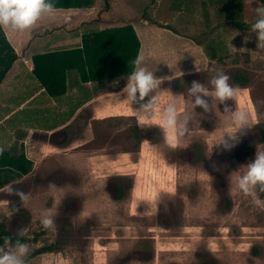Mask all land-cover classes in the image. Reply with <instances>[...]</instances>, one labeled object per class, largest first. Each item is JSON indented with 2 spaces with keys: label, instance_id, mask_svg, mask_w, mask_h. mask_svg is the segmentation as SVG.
<instances>
[{
  "label": "rangeland",
  "instance_id": "rangeland-1",
  "mask_svg": "<svg viewBox=\"0 0 264 264\" xmlns=\"http://www.w3.org/2000/svg\"><path fill=\"white\" fill-rule=\"evenodd\" d=\"M104 2L101 12L108 11ZM257 6V0H219L212 26L203 21L196 38L204 46L212 42L216 58L181 80V93L161 82L149 94L158 96L160 110L174 103L178 120L190 118L192 130L175 143L155 120L137 126L122 91L127 79L116 86L119 95L90 104L62 130L34 133L54 149L30 177L0 191V223L27 240L25 264H264V192L237 187L235 177L246 168L229 176L264 150L253 128H264V42L258 44L251 30ZM235 69L245 71L248 85L225 101L246 112L248 127L225 150L213 146L227 115L218 107L221 101L213 95L209 111L193 109L187 88L195 80L211 90L209 81L220 72L236 87ZM40 116L26 110L19 120L33 124L42 122ZM9 187L27 193L28 201ZM227 204L230 210L224 211ZM46 209L53 210L47 228L41 224ZM49 245L52 252L28 258Z\"/></svg>",
  "mask_w": 264,
  "mask_h": 264
},
{
  "label": "crops",
  "instance_id": "crops-1",
  "mask_svg": "<svg viewBox=\"0 0 264 264\" xmlns=\"http://www.w3.org/2000/svg\"><path fill=\"white\" fill-rule=\"evenodd\" d=\"M100 2L95 0L91 8L57 9L25 31L1 28L17 59L0 83V153L23 155L33 171L54 149L50 141L42 143L34 138V133L51 136L62 130L90 104L119 95L116 86L128 76L85 79L88 66H82L77 57L64 70V94L54 97L34 75L33 57L63 51L78 56L85 37L128 25L139 41L137 57L144 58L143 65L155 71V76L165 77L162 82L181 93V80L204 70L211 61L207 55L215 52L210 49L215 48L212 42L204 46L196 38L203 21L207 28L212 26L219 0H108L107 12H101ZM81 56L85 61L84 53ZM109 72L105 71L104 76ZM175 80H180L179 91L173 89ZM26 110L42 114V122L27 124L19 120ZM31 174L30 170L18 180Z\"/></svg>",
  "mask_w": 264,
  "mask_h": 264
},
{
  "label": "clouds",
  "instance_id": "clouds-1",
  "mask_svg": "<svg viewBox=\"0 0 264 264\" xmlns=\"http://www.w3.org/2000/svg\"><path fill=\"white\" fill-rule=\"evenodd\" d=\"M257 4L256 19L251 24V30L255 33L259 44L264 42V2L257 0ZM56 11L52 0H0V28L25 31L35 25L43 15L51 16ZM244 39L248 40L247 36ZM143 59L138 56L133 61V71L128 74L127 83L122 89L126 93L124 99L128 104L127 112L135 118L138 127L155 120L165 129L168 141L175 143L178 137L184 136L186 132L192 130L188 126L190 118L185 116L183 121L178 120L177 108L174 103H169L163 110L159 109L158 96L149 94L160 89L162 79L165 77L155 76V71L149 70L143 65ZM228 80L229 77L226 74L218 73L209 81L211 90L201 82L192 81L187 88V93L192 98L193 109L200 107L205 112L209 111L213 95L221 102L235 97L239 89L231 85ZM145 97H148L146 101ZM137 103L139 107L134 108L133 104ZM194 122L198 123V121ZM247 127L248 116L243 109L230 111L222 122L221 135L213 146L220 145L225 150H229L234 146V142L238 141L237 133ZM226 135L227 139H225ZM241 168H246V171L235 177L236 185L240 190L247 192L251 186L257 184L264 186V150H257L247 164L231 172L229 176L239 173ZM8 191L9 193L15 192L22 202L29 199V195L23 191L10 187ZM52 214V209L45 210L41 219V224L45 228L53 224ZM24 231L21 229L19 235H23ZM4 245L6 246H0V264H25V257L29 252L27 243L19 239L11 243L8 237H4Z\"/></svg>",
  "mask_w": 264,
  "mask_h": 264
},
{
  "label": "trees",
  "instance_id": "trees-1",
  "mask_svg": "<svg viewBox=\"0 0 264 264\" xmlns=\"http://www.w3.org/2000/svg\"><path fill=\"white\" fill-rule=\"evenodd\" d=\"M107 1L104 2L103 11L108 10ZM52 2L56 9H81L93 7L95 0H52ZM232 25L239 30L243 29L241 23L234 22ZM139 47V41L131 26L107 29L85 37L83 51L78 52V56H72L75 53L71 54L63 51L33 57V73L51 96H61L65 91L63 84L64 70L69 62H76L78 57L82 66L87 64L88 76L85 75L84 78H89L92 81L103 77L112 78L113 76L128 75L133 71V61L137 57ZM81 53H84L85 61L81 59ZM207 56L209 60L216 58L213 53ZM222 58L223 56L219 57V60H222ZM16 59L17 56L13 48L0 28V83ZM107 70L110 72L107 76H104ZM248 80L245 71L235 69L231 73V81L237 88H245L248 85ZM173 89L175 91L181 89L180 80L173 81ZM218 107L223 114H228L233 110L230 101L229 103L226 101L220 102ZM253 128L257 129L260 134L258 142L264 143V128L259 124H256ZM137 132L136 130L133 131L134 137H136ZM31 166V163L23 155L10 157L8 153H0V188L15 183L16 180L27 175L31 170ZM255 188L264 192V188L259 184L255 185ZM225 207L224 211L230 210V205L227 204ZM4 237H8L11 243H14L17 239L27 243V240L23 237L12 236L5 226L0 223V246L4 244ZM54 249L53 245L41 247L34 250L28 258L52 252ZM255 250V248L251 249L252 252H256ZM198 256L201 257V253H198ZM201 264L214 263L204 260Z\"/></svg>",
  "mask_w": 264,
  "mask_h": 264
}]
</instances>
